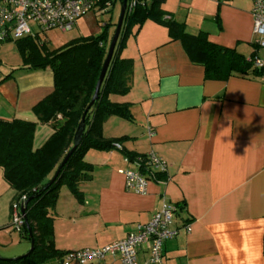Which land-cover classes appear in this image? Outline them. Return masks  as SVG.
<instances>
[{
	"label": "crops",
	"instance_id": "crops-1",
	"mask_svg": "<svg viewBox=\"0 0 264 264\" xmlns=\"http://www.w3.org/2000/svg\"><path fill=\"white\" fill-rule=\"evenodd\" d=\"M253 7L254 0H166L162 9L189 34H206L248 59L255 49ZM90 16L98 17L82 19ZM56 32L43 37L46 44L57 41ZM123 44L121 57L134 63L132 89L111 100L130 105L133 122L112 117L104 136L131 139L123 144L130 153L156 154L167 162V174L154 172L146 194L130 193L120 173L128 168L123 152L90 150L84 161L93 168L92 179L79 186L83 203L66 186L60 189L56 249L93 250L124 240L174 204L173 227L190 225L192 231L165 243L161 264H264V82L253 74L207 80L182 43L171 42L168 29L152 20L132 27ZM16 50L0 45V119L37 123L39 149L54 131L38 122L33 109L53 94L54 75L49 68L25 67ZM8 190L14 198L0 169V195ZM149 257L143 247L139 259ZM87 264L121 262L108 256Z\"/></svg>",
	"mask_w": 264,
	"mask_h": 264
},
{
	"label": "trees",
	"instance_id": "trees-1",
	"mask_svg": "<svg viewBox=\"0 0 264 264\" xmlns=\"http://www.w3.org/2000/svg\"><path fill=\"white\" fill-rule=\"evenodd\" d=\"M165 2L138 0L134 10L126 13L123 30L98 101L88 112L117 27V23L111 22L112 18L100 35L71 40L51 52L46 50V42L41 40L28 38L15 42L25 67L31 70L49 68L53 72L55 90L36 105L33 112L40 124L50 125L54 132L41 148L35 149L37 123L0 119V169L4 181L15 193L12 213L14 204L28 202L25 215L32 238L25 221L19 232L22 237L34 242V251L29 256L18 259L0 257V264H49L53 261L79 264L67 262L65 256L71 252L58 251L55 246L53 216L60 189L66 186L83 203L79 186L92 179L93 168L84 161L90 150L110 152L119 149L131 161L139 157L123 148V144L131 139H107L103 133L104 124L112 117L133 122L131 106L111 100V96L124 97L132 89L134 63L121 57L124 36L129 34L132 27L142 26L148 20L165 26L170 41L182 43L190 61L205 69L207 80L226 81L235 75L259 76L248 59L235 50L211 43L206 34H189L183 24L175 22L163 11ZM85 114L81 143L55 182L46 189L74 147L75 134ZM12 226L17 229L14 224Z\"/></svg>",
	"mask_w": 264,
	"mask_h": 264
},
{
	"label": "built area",
	"instance_id": "built-area-1",
	"mask_svg": "<svg viewBox=\"0 0 264 264\" xmlns=\"http://www.w3.org/2000/svg\"><path fill=\"white\" fill-rule=\"evenodd\" d=\"M124 0H0V45L14 43L25 38L41 40L51 32H68L77 22L88 15L104 16L109 14L116 4ZM138 0H128L127 12H132ZM254 33V56L248 58L253 70L259 73L264 82V0H254L252 10ZM31 24L37 26L34 33ZM42 41V40H41ZM128 168L120 171L125 177V189L130 193L144 195L154 172L167 174L168 164L154 153L139 156L134 161L124 157ZM22 204L13 206V224L18 231L24 224L21 214ZM178 207L166 204L146 224L137 225L126 239L112 243L100 249H87L71 252L65 256L67 262L87 264L100 261L108 256L118 257L121 264H161L164 246L167 241L175 239L183 230L190 234L192 226L174 228L173 223L178 214ZM148 246L149 260L141 262L139 252Z\"/></svg>",
	"mask_w": 264,
	"mask_h": 264
},
{
	"label": "rangeland",
	"instance_id": "rangeland-1",
	"mask_svg": "<svg viewBox=\"0 0 264 264\" xmlns=\"http://www.w3.org/2000/svg\"><path fill=\"white\" fill-rule=\"evenodd\" d=\"M120 13L121 4L118 3L113 10V14L109 13L104 16L97 15V18L90 16L82 19L81 22H79V25L71 31L56 32L58 37L57 41H55V39L53 42L49 44L47 43L46 50L49 52L54 51L59 47V44H65L75 38L100 35L103 27L110 22V18L113 19V23H118ZM36 27L37 26L34 24H31L34 33L37 32ZM41 40L46 42L43 37ZM5 45L7 49L15 47L14 43H7ZM12 197L13 193L10 190L3 192L2 195H0V257L3 259H18L24 257L30 252L32 246L31 242L27 238L22 237L20 232L12 226L14 222L11 209ZM49 264L58 263L53 261Z\"/></svg>",
	"mask_w": 264,
	"mask_h": 264
},
{
	"label": "water",
	"instance_id": "water-1",
	"mask_svg": "<svg viewBox=\"0 0 264 264\" xmlns=\"http://www.w3.org/2000/svg\"><path fill=\"white\" fill-rule=\"evenodd\" d=\"M127 2L128 0H124L122 2V5H121V13H120V17H119V20H118V23H117V27H116V30H115V33H114V36H113V39L111 41V44H110V47H109V51H108V55H107V58L104 62V65H103V69H102V72L100 74V77H99V80H98V83L96 85V88H95V92H94V95H93V98H92V101L87 109V112L92 109L94 107V105L97 103L98 101V98H99V93H100V90H101V87L103 85V82L105 80V77H106V74H107V71L109 69V66L111 64V61L113 59V56H114V53H115V49H116V46H117V43L120 39V36H121V33H122V30H123V25H124V21H125V17H126V13H127ZM85 120H86V114L83 116L82 118V121L77 129V132L75 134V138H74V147L72 148V150L68 153V155L66 156V158L64 159L60 169L57 171L55 177L52 179V181L47 185L46 189L49 188L54 182L55 180L57 179V177L59 176L60 172H61V169L67 164V162L69 161V159L71 158V156L73 155V153L77 150L79 144L81 143L82 141V138H83V133H84V130H85ZM27 204L28 202H24L22 204V207H21V214L22 216L24 217V221L26 223V226H27V229L29 231V235H30V238H32V233H31V230H30V227L28 225V222L26 220V208H27ZM32 246H31V250L30 252L26 255V256H29L33 251H34V242L32 240L31 242Z\"/></svg>",
	"mask_w": 264,
	"mask_h": 264
}]
</instances>
